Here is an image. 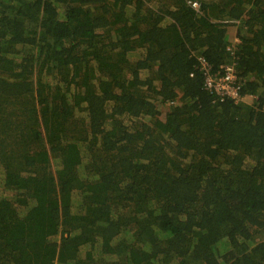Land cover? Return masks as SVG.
Wrapping results in <instances>:
<instances>
[{"label": "trees", "instance_id": "obj_1", "mask_svg": "<svg viewBox=\"0 0 264 264\" xmlns=\"http://www.w3.org/2000/svg\"><path fill=\"white\" fill-rule=\"evenodd\" d=\"M0 264H264V0H0Z\"/></svg>", "mask_w": 264, "mask_h": 264}, {"label": "built area", "instance_id": "obj_2", "mask_svg": "<svg viewBox=\"0 0 264 264\" xmlns=\"http://www.w3.org/2000/svg\"><path fill=\"white\" fill-rule=\"evenodd\" d=\"M190 4L197 11L200 10V3L197 1H190ZM235 42H240L239 38H235ZM235 43V44H236ZM201 68L205 74V86L208 90L213 92L221 100L233 99L236 102L239 100L246 101L245 96H241L239 78L234 65H223L220 73L212 74L209 71L205 58L200 57Z\"/></svg>", "mask_w": 264, "mask_h": 264}, {"label": "rangeland", "instance_id": "obj_3", "mask_svg": "<svg viewBox=\"0 0 264 264\" xmlns=\"http://www.w3.org/2000/svg\"><path fill=\"white\" fill-rule=\"evenodd\" d=\"M250 100L252 101V99H249V101H250Z\"/></svg>", "mask_w": 264, "mask_h": 264}, {"label": "crops", "instance_id": "obj_4", "mask_svg": "<svg viewBox=\"0 0 264 264\" xmlns=\"http://www.w3.org/2000/svg\"><path fill=\"white\" fill-rule=\"evenodd\" d=\"M199 11H200V10H199ZM235 37H236V36H235ZM235 37H234V38H235Z\"/></svg>", "mask_w": 264, "mask_h": 264}]
</instances>
